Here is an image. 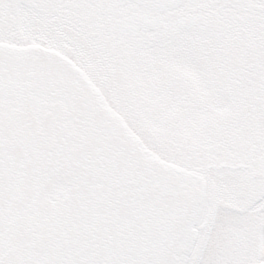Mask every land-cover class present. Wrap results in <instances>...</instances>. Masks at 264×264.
Segmentation results:
<instances>
[{
  "label": "rangeland",
  "instance_id": "obj_1",
  "mask_svg": "<svg viewBox=\"0 0 264 264\" xmlns=\"http://www.w3.org/2000/svg\"><path fill=\"white\" fill-rule=\"evenodd\" d=\"M213 1L153 14L125 1L0 0V264L8 249L52 255V239L35 240L51 212L81 229L94 264L264 263V198L252 197L264 0ZM125 5L162 27L123 37ZM186 16L199 25L181 30ZM60 125L83 137L71 168L23 166L18 129L41 137V154ZM98 151L136 162L105 175Z\"/></svg>",
  "mask_w": 264,
  "mask_h": 264
},
{
  "label": "trees",
  "instance_id": "obj_2",
  "mask_svg": "<svg viewBox=\"0 0 264 264\" xmlns=\"http://www.w3.org/2000/svg\"><path fill=\"white\" fill-rule=\"evenodd\" d=\"M25 94H27V91H25ZM35 94L33 93V95ZM5 99L4 102H7ZM12 99L16 102L20 101L19 103H21V100H18V97L13 96ZM18 112L22 114L21 109H19ZM4 116L5 114L0 110V119L4 118ZM63 120L66 121V118ZM18 130L21 136L26 134L28 135L27 140L25 139L21 141L25 154L23 166H31L34 169L37 168L39 169L37 172L39 171V174L42 173L44 175L47 173L49 174V172L57 173L69 170L75 162L74 159L78 155V153H75L76 150H78V142L76 137L83 138L80 133L67 132L66 128H63V125H60L55 129L54 132H52L53 135L49 141L50 146L46 147L45 150L40 154L38 144L41 137L37 134L33 135L34 133L29 135V130L26 129ZM92 156L100 163V165H98L99 170L102 171L107 169L105 171V175H112L113 173L117 174L120 172L126 173L129 168L130 160L136 162L133 157L130 159L120 157L121 159L117 158L112 160L111 158L110 160H106L103 153L99 151ZM106 163L112 165V170H108ZM50 214L52 217L50 221L51 223L46 225V227H42L39 237H35L37 242L40 239H45V237L53 240L51 244L53 248L52 255L47 257L46 261L37 263V260H34L31 257H25L22 254L16 256V252L13 254L12 249L7 250V254L3 257V259H10V264H71L64 261L67 260V258H69L71 255L72 257L78 259L77 264H94L86 260H93L94 255L91 253L90 255H87L81 252L84 248V246H82L81 229L76 228L73 222H69L64 213L56 214L55 212H51ZM81 246L82 248H80ZM82 259L85 261H82Z\"/></svg>",
  "mask_w": 264,
  "mask_h": 264
},
{
  "label": "water",
  "instance_id": "obj_3",
  "mask_svg": "<svg viewBox=\"0 0 264 264\" xmlns=\"http://www.w3.org/2000/svg\"><path fill=\"white\" fill-rule=\"evenodd\" d=\"M133 2L142 9L152 13H166L182 7L188 0H126ZM194 18L181 19L178 21L180 29H191L196 26ZM162 22L150 17L135 16L130 19L120 20L117 24L118 30L125 37H136L141 31H156L162 27Z\"/></svg>",
  "mask_w": 264,
  "mask_h": 264
},
{
  "label": "flooded vegetation",
  "instance_id": "obj_4",
  "mask_svg": "<svg viewBox=\"0 0 264 264\" xmlns=\"http://www.w3.org/2000/svg\"><path fill=\"white\" fill-rule=\"evenodd\" d=\"M112 1V7L114 8L119 2H121L122 0H111ZM219 0H214L213 3L215 5L219 4ZM212 3V4H213ZM240 0H232V3L229 2V5H225L221 3V5H225V7L227 6H230V7H237L236 4H238V7L241 6L240 4ZM130 5H125L124 6V11L121 12L120 14L123 16L121 19H124V18H129V17H132L134 15H138L140 14L139 12L136 11V9H132L129 8ZM110 13V11H108ZM118 14V15H120ZM117 20V19H114V21ZM120 20V19H119ZM199 23V21H198ZM253 181H254V184H255V194L252 196L253 197V200L254 202H258L259 200L263 199L264 198V157L261 159V160H258L256 162V170L253 172V177H252Z\"/></svg>",
  "mask_w": 264,
  "mask_h": 264
}]
</instances>
